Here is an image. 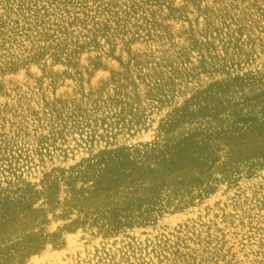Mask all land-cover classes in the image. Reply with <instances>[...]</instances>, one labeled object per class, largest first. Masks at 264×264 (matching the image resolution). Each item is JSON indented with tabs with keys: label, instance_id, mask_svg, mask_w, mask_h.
Listing matches in <instances>:
<instances>
[{
	"label": "rangeland",
	"instance_id": "374dc122",
	"mask_svg": "<svg viewBox=\"0 0 264 264\" xmlns=\"http://www.w3.org/2000/svg\"><path fill=\"white\" fill-rule=\"evenodd\" d=\"M192 142L190 192L93 222L89 159ZM1 204L20 264H264V0H0Z\"/></svg>",
	"mask_w": 264,
	"mask_h": 264
},
{
	"label": "trees",
	"instance_id": "16d2710c",
	"mask_svg": "<svg viewBox=\"0 0 264 264\" xmlns=\"http://www.w3.org/2000/svg\"><path fill=\"white\" fill-rule=\"evenodd\" d=\"M193 144L180 148L170 144L125 147L89 159L77 172L93 182L86 207L88 213L96 215L93 222L101 223L107 230L143 222L181 194L190 192L188 187L193 180L185 182L180 173L195 160ZM166 188H172L173 195L164 200ZM9 205H0V264H20L42 248L45 238L26 234L6 239L3 234L13 220Z\"/></svg>",
	"mask_w": 264,
	"mask_h": 264
}]
</instances>
